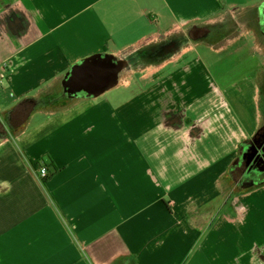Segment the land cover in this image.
<instances>
[{"label": "crops", "instance_id": "obj_1", "mask_svg": "<svg viewBox=\"0 0 264 264\" xmlns=\"http://www.w3.org/2000/svg\"><path fill=\"white\" fill-rule=\"evenodd\" d=\"M263 49L264 0H0V264H264V176L230 181ZM96 54L117 84L68 97Z\"/></svg>", "mask_w": 264, "mask_h": 264}, {"label": "water", "instance_id": "obj_2", "mask_svg": "<svg viewBox=\"0 0 264 264\" xmlns=\"http://www.w3.org/2000/svg\"><path fill=\"white\" fill-rule=\"evenodd\" d=\"M125 66V61L117 60L113 55H93L80 65H75L67 74L63 81L65 93L72 98L80 97L84 92L87 96L99 95L117 84L119 73ZM258 135L252 139L251 146L243 151L242 158L247 168L259 161L264 162V138L260 142L257 140ZM247 153L249 156H246Z\"/></svg>", "mask_w": 264, "mask_h": 264}, {"label": "flooded vegetation", "instance_id": "obj_3", "mask_svg": "<svg viewBox=\"0 0 264 264\" xmlns=\"http://www.w3.org/2000/svg\"><path fill=\"white\" fill-rule=\"evenodd\" d=\"M264 138V127L262 131L258 135V141H262L261 139ZM252 142H249L248 144L245 145L243 148L248 149L251 146ZM243 150V151H244ZM243 152L240 154L238 161L233 167V170L231 171V177L233 176L239 180L240 182L244 183L245 185L247 184H253V182L257 181L261 176H264V162L259 161L258 163H252L253 165L250 167H246V161L243 160L242 158ZM246 156H249V153H247ZM243 171H245L243 173ZM234 179V180H236Z\"/></svg>", "mask_w": 264, "mask_h": 264}, {"label": "rangeland", "instance_id": "obj_4", "mask_svg": "<svg viewBox=\"0 0 264 264\" xmlns=\"http://www.w3.org/2000/svg\"><path fill=\"white\" fill-rule=\"evenodd\" d=\"M239 45H240V43L236 46H234V48L236 47V49H239ZM263 46H261L260 45V48H262ZM264 50V49H263ZM239 55H243V53H241V54H239ZM230 65V63H227V67ZM245 73L243 72V73H241L240 75H244ZM123 95L125 96V98H127L128 97V93L127 92H125V91H123ZM263 107H264V105H263ZM245 147V146H244ZM244 150V149H243ZM231 176V175H230ZM230 179V178H229ZM233 179H236L234 176H233V178L231 177V182H233L232 180ZM240 184L241 185H243L244 183H242V182H240ZM233 186V183H232V185L231 186H228L227 188H224L223 189V193H221V195L222 196H224V197H229V196H231V194H232V189H231V187ZM239 188H240V186H238ZM223 202V200H217L216 201V206L218 205H220L221 203ZM212 205H209V206H206V208H204V210H208L210 207H211Z\"/></svg>", "mask_w": 264, "mask_h": 264}, {"label": "built area", "instance_id": "obj_5", "mask_svg": "<svg viewBox=\"0 0 264 264\" xmlns=\"http://www.w3.org/2000/svg\"><path fill=\"white\" fill-rule=\"evenodd\" d=\"M4 78H5L4 74H0V86L2 85V82L4 81ZM34 172L37 178H39V180L41 181L46 180L49 176L48 167L43 165L42 163L38 168H34Z\"/></svg>", "mask_w": 264, "mask_h": 264}, {"label": "trees", "instance_id": "obj_6", "mask_svg": "<svg viewBox=\"0 0 264 264\" xmlns=\"http://www.w3.org/2000/svg\"><path fill=\"white\" fill-rule=\"evenodd\" d=\"M31 162V164L34 166V167H39L40 165H41V162H39V161H35V160H31L30 161ZM233 170V168L231 169V171ZM48 178H49V176H48ZM47 178V179H48ZM46 179V180H47Z\"/></svg>", "mask_w": 264, "mask_h": 264}]
</instances>
